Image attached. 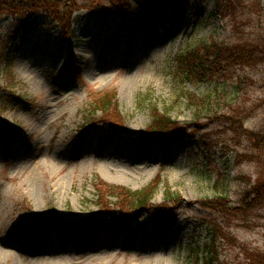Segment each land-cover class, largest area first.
<instances>
[{"label":"rangeland","instance_id":"rangeland-1","mask_svg":"<svg viewBox=\"0 0 264 264\" xmlns=\"http://www.w3.org/2000/svg\"><path fill=\"white\" fill-rule=\"evenodd\" d=\"M76 1L70 24L42 13L27 35L17 30L16 39H25L0 75V264H195L193 251L203 256L210 240L208 222L230 238L218 264H250V250L264 255V208L236 216L211 207L222 195L238 205L250 183L264 179V160L249 158L264 152L248 138L250 128L264 133V65L241 71L249 79L237 95L229 75L196 85L176 63L204 41L264 37V0L226 1L218 12L216 0H195L186 16L167 15L134 36L123 16L135 4L112 14L117 0ZM12 11L1 13L0 35L15 28ZM217 89L226 96L210 118L188 102L190 92ZM114 93L118 128L92 104ZM154 109L184 127L181 141L151 142ZM222 115L240 116L248 133ZM122 143L145 156H112L109 147ZM104 184L132 192L154 184L152 203L172 208L173 225L155 228L149 214L124 215L112 196L109 212H101ZM166 188L182 200L167 203Z\"/></svg>","mask_w":264,"mask_h":264},{"label":"trees","instance_id":"trees-1","mask_svg":"<svg viewBox=\"0 0 264 264\" xmlns=\"http://www.w3.org/2000/svg\"><path fill=\"white\" fill-rule=\"evenodd\" d=\"M195 0H117L114 2L113 12L118 14L119 12L128 11L131 6L135 4L134 13L126 14L123 16V21L127 27V32L134 36L135 30L138 27H145V25H153L158 28L159 23L167 15H173L177 18L186 16ZM206 1V0H201ZM231 3L234 0H216V12L221 9H225V3ZM78 2L76 0H0V16L1 13L12 10L16 11L15 28L13 30L7 28L1 32L0 35V75L3 72H8L13 63H15L19 54L20 47L25 39L17 40V30L23 29L25 35L30 31L35 18L40 14H45L52 22H60L64 25L72 23V8L77 7ZM60 6L65 8L69 14H64L60 10ZM81 7V6H79ZM19 11V12H18ZM14 13V12H13ZM219 15V13L217 14ZM1 21V20H0ZM67 29V28H66ZM72 33L70 34V36ZM177 65L182 69V75L187 78L188 81L196 85L205 83H213L216 79L222 80L226 74L232 77L233 88L236 90L237 95L243 90V87L248 84V76L242 75L241 71L250 68V72L259 68V65H264V37L257 38V40L243 39L232 45L220 44L219 42L204 41L197 47H193L180 54L177 57ZM225 74V75H224ZM224 81H227L225 79ZM229 81V80H228ZM250 82L252 78L250 76ZM226 83V82H225ZM226 96L225 90L217 89L215 93L198 94L189 93L188 102L194 108L199 111L202 107L208 111L210 118L211 114L216 112L215 107H219L220 100ZM94 108L100 110L104 115L102 118L104 122H108L111 128H118L122 125L118 122L121 121L116 111V95H103L95 97L92 100ZM228 105V104H227ZM95 112V110L93 111ZM201 112V111H200ZM217 116V115H216ZM218 117V116H217ZM222 118H227L229 123L233 124L236 128L239 124L242 132L248 133L250 143L253 144L260 152H264V133L260 130L251 129L247 132L242 125L240 116H227L222 115ZM118 118V119H117ZM184 127L172 119L167 112H161L159 109L153 110L152 123L149 125L146 134L154 144H173L181 141L183 138L182 130ZM236 157L240 160V154L236 153ZM243 157V155H242ZM244 157H248L247 155ZM250 161L260 162L262 157L256 156L250 153ZM159 182V181H157ZM156 182V183H157ZM219 184V182H218ZM152 184L149 188L132 192L128 189L117 188L112 185H102L100 191H98L99 198L106 200L107 204L103 207L101 212H109L108 206L112 204L108 200L109 196L116 199V203H119L118 208L123 210L124 215L130 216L135 214L146 213L149 214L154 223L155 228L164 225H173L175 214L173 215L172 208L170 206L156 205L152 203L155 196L156 189ZM181 201L180 196L171 191L170 188H166V201ZM227 196H218L211 204V207L215 210H225L236 216L254 215L257 211L264 208V179L258 178L250 183V187L242 192L241 198L238 201V205L229 203ZM100 206V205H99ZM100 208H102L100 206ZM121 213V214H122ZM152 221V220H151ZM153 223V222H152ZM209 228L210 240L204 248V255L199 256L197 251L194 250L192 258L195 264H218L220 261V249L225 239H230L229 236L222 232V228H219L217 224L208 222L206 224ZM146 228V227H145ZM144 227L142 229H145ZM244 246V245H242ZM246 252V250H245ZM249 255V263L258 262L264 264V255L254 250L247 252ZM254 264V263H253Z\"/></svg>","mask_w":264,"mask_h":264},{"label":"bare ground","instance_id":"bare-ground-1","mask_svg":"<svg viewBox=\"0 0 264 264\" xmlns=\"http://www.w3.org/2000/svg\"><path fill=\"white\" fill-rule=\"evenodd\" d=\"M122 145H124V146H119L118 144L110 146L109 147L110 154L112 156H116V157L120 156L121 158L123 157V158H126V159H132V156H131L132 154L131 153L134 152L136 154L137 150H139V151H142L143 156H145L144 150L137 149V147H135L133 145H125L123 143H122ZM140 158H142V156H138V155L134 156V159H136L138 161L140 160ZM118 182L122 183L123 181L120 180Z\"/></svg>","mask_w":264,"mask_h":264}]
</instances>
